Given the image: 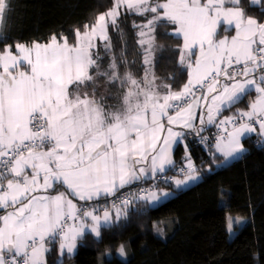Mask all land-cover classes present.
<instances>
[{
    "label": "snow or ice",
    "instance_id": "1",
    "mask_svg": "<svg viewBox=\"0 0 264 264\" xmlns=\"http://www.w3.org/2000/svg\"><path fill=\"white\" fill-rule=\"evenodd\" d=\"M109 2L94 23L74 29L72 42L53 34L44 43L0 48V264H47L57 237L61 256L65 249L71 254L86 229L100 237L102 227L127 217L137 201L152 205L194 185L201 173L189 137L214 164L245 152L247 134L256 133L264 145V20L247 15L241 0ZM261 5L264 0H249L264 15ZM10 11V0H0V39L7 38ZM129 14L142 21L132 23L143 54L140 78L121 73L136 61L126 58V39L117 56L109 35L111 28L124 37L121 23ZM221 23L234 27L230 39L215 38ZM162 27L171 28L162 35L183 38L172 50L180 52L181 74L188 72L179 91L173 90L175 72L164 78L172 83H164L152 71L154 53L165 50L156 43ZM253 91L247 109L232 111ZM209 126L216 134L204 135ZM149 180V187L113 203L115 221L107 208L100 215L89 205ZM157 182L174 187L162 190ZM119 252L125 255L123 246Z\"/></svg>",
    "mask_w": 264,
    "mask_h": 264
},
{
    "label": "trees",
    "instance_id": "2",
    "mask_svg": "<svg viewBox=\"0 0 264 264\" xmlns=\"http://www.w3.org/2000/svg\"><path fill=\"white\" fill-rule=\"evenodd\" d=\"M10 3L11 11L6 14L3 29L7 38L0 39V48L17 42L47 41L53 34L71 36L72 42L76 27L82 29L85 23H94L98 14L112 6L109 0H10ZM241 5L247 15L264 18L259 6L249 7L248 0H241ZM133 21L142 22L129 14L126 22L121 23L124 37L111 28L109 35L117 56L126 39V58L136 61L121 66V73L130 70L140 78L144 74L143 54L136 43L139 29L132 27ZM165 31L171 28L162 27L156 34V43L165 50L157 49L154 72L164 83H172L171 79L164 78H170L175 72L173 90L178 91L186 83L188 72L184 70L181 74L180 52L172 50L182 46L183 38L164 36L161 33ZM107 64L108 57H105L103 66ZM255 95L253 91L232 111L247 109ZM259 141L255 135L244 138L246 151L239 158L220 165L214 164L205 149L189 137L187 143L201 173L199 181L176 190L173 196L155 206L137 201L128 209L127 217L112 227H102L100 237L86 232L78 239L73 254L64 251L61 256L55 242L50 245L47 264H264V145ZM182 153V147L178 146L175 159H180ZM227 213L247 219L235 227L231 238ZM121 246L125 255L119 252Z\"/></svg>",
    "mask_w": 264,
    "mask_h": 264
},
{
    "label": "crops",
    "instance_id": "3",
    "mask_svg": "<svg viewBox=\"0 0 264 264\" xmlns=\"http://www.w3.org/2000/svg\"><path fill=\"white\" fill-rule=\"evenodd\" d=\"M249 1V0H248ZM264 6V5H263ZM261 20H264V18L263 19H261ZM226 28H229V26H227V25H224L223 23H221L219 26H218V33H220V34H217V36L215 37L217 40H219V39H221V38H223V37H225V36H227V37H229V39H230V37L232 36V35H234L235 34V29H234V27H231V28H229V30L228 31H225V29ZM60 35H63V34H58L57 36L59 37ZM33 42V41H32ZM39 42H41V43H44V42H47V41H39ZM17 43H31V42H17ZM16 44V43H15ZM197 51H198V49H197ZM194 59V58H193ZM188 80V79H187ZM103 81H101V83H102ZM187 82V81H186ZM179 91V90H178ZM224 116H227V115H229V114H223ZM222 118V117H221ZM211 129H215L214 127H211V126H209V130H211ZM257 129H258V126H257ZM208 131V130H207ZM207 131H205L204 133H206ZM253 135H255V136H257V138H259V140L261 139L256 133H250V134H247V136H245L244 138H246V137H248V136H253ZM244 138H243V140H244ZM243 140H242V142H243ZM181 147H182V149H183V153H182V155L184 156V147H183V145H180ZM242 153L243 152H241V153H238L237 154V156L235 157V158H233V159H229L228 161H226L225 163H223V164H220V165H225V164H227V163H229V162H231V161H233V160H235V159H237V158H239L241 155H242ZM174 158V160L176 161V159H175V156L173 157ZM221 159H222V157H221ZM180 178H182V177H180ZM6 182V181H5ZM41 182H42V179H41ZM134 184H137V183H134ZM190 186V185H189ZM170 187H174L173 185H170L169 187L168 186H165V185H162V186H159V189H162V190H167L168 188H170ZM188 187V186H187ZM64 189L62 188V187H58L57 188V192H59V191H63ZM57 192H52L51 194L52 195H55V194H57ZM103 200V202H105V204H104V207L103 208H101L100 210H99V212H98V214H100V215H102L103 214V211H104V209L105 208H107L109 211H110V213H111V216H112V219L115 221V217H116V211H115V209L112 207V206H110V204L108 203V199H109V197L108 198H100L99 200ZM98 200V201H99ZM161 201V200H160ZM75 202V201H74ZM89 203H91V202H89ZM0 214H3L2 212H0ZM72 223V221H70L69 222V224H71ZM86 232H90V231H88L87 229L85 230V233ZM84 233V234H85ZM79 239V238H78ZM78 239H77V242H78ZM56 242L58 243V246H59V244H60V239H59V237H57V239H56ZM65 252H67L66 251V249L64 250ZM76 251V248L74 249V251L73 252H75Z\"/></svg>",
    "mask_w": 264,
    "mask_h": 264
},
{
    "label": "built area",
    "instance_id": "4",
    "mask_svg": "<svg viewBox=\"0 0 264 264\" xmlns=\"http://www.w3.org/2000/svg\"><path fill=\"white\" fill-rule=\"evenodd\" d=\"M216 131H217L216 129H211V130H208L206 133H204V135L216 134ZM194 142H195L196 145L201 146L196 140H194ZM181 157H183V155H181ZM181 157H180V159L176 160V162H177V169H179V167H180ZM192 159H193V162L196 165V162H195V160H194L193 157H192ZM167 175L169 177L176 176L177 175V172H175V171H169L167 173ZM151 183H152V181L149 180L147 183H143V184L137 183V184H133L131 186H127L124 189H122L120 193H118V196L117 197H109L108 203L110 204V206H112L114 202L115 203H119V198L126 196L129 192H137L138 189H140V188H147V187H149V185ZM157 183H158V187L164 185L163 183H160V182H157ZM104 204H105V202H100V203L99 202H91V203H89V205L91 207H95V208H97L99 210L104 207Z\"/></svg>",
    "mask_w": 264,
    "mask_h": 264
},
{
    "label": "rangeland",
    "instance_id": "5",
    "mask_svg": "<svg viewBox=\"0 0 264 264\" xmlns=\"http://www.w3.org/2000/svg\"><path fill=\"white\" fill-rule=\"evenodd\" d=\"M155 55V59H156V52L154 53ZM155 62V61H154ZM152 71H154V67L152 69ZM200 179H201V176H200ZM199 179V180H200ZM198 180V181H199ZM197 182V181H196ZM195 182V183H196ZM168 191H171L172 190V187L168 188L167 189ZM170 197V196H169ZM167 197V198H169ZM167 198L165 199H162L161 201H164L166 200ZM161 201L155 203V204H152L151 206H155L157 205L158 203H160ZM229 218H231V225H232V231H229ZM226 221H227V230H228V237L231 238L233 237L234 233H235V227L237 226H241L242 224L246 223L247 219L245 217H242V216H239V215H236V214H231V213H227L226 215ZM238 221V222H237ZM74 253V252H73ZM71 253V254H73Z\"/></svg>",
    "mask_w": 264,
    "mask_h": 264
}]
</instances>
